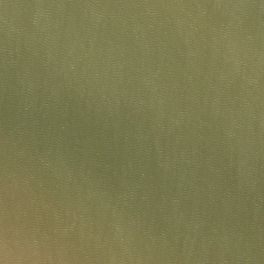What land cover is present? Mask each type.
<instances>
[{"label":"water","instance_id":"water-1","mask_svg":"<svg viewBox=\"0 0 264 264\" xmlns=\"http://www.w3.org/2000/svg\"><path fill=\"white\" fill-rule=\"evenodd\" d=\"M0 264H264V0H0Z\"/></svg>","mask_w":264,"mask_h":264}]
</instances>
